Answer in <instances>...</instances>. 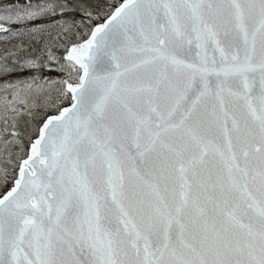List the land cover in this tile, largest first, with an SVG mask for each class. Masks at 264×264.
I'll return each instance as SVG.
<instances>
[{
	"label": "snow or ice",
	"instance_id": "1",
	"mask_svg": "<svg viewBox=\"0 0 264 264\" xmlns=\"http://www.w3.org/2000/svg\"><path fill=\"white\" fill-rule=\"evenodd\" d=\"M0 264H264V0H0Z\"/></svg>",
	"mask_w": 264,
	"mask_h": 264
}]
</instances>
